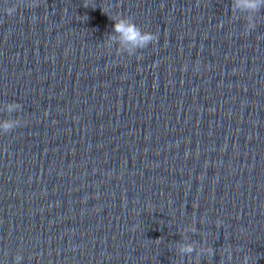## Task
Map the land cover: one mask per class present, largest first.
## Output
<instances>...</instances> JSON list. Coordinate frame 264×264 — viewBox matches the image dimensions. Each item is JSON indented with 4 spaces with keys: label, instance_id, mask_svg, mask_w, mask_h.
Segmentation results:
<instances>
[{
    "label": "water",
    "instance_id": "obj_1",
    "mask_svg": "<svg viewBox=\"0 0 264 264\" xmlns=\"http://www.w3.org/2000/svg\"><path fill=\"white\" fill-rule=\"evenodd\" d=\"M86 2L0 0V264H264V8Z\"/></svg>",
    "mask_w": 264,
    "mask_h": 264
},
{
    "label": "clouds",
    "instance_id": "obj_2",
    "mask_svg": "<svg viewBox=\"0 0 264 264\" xmlns=\"http://www.w3.org/2000/svg\"><path fill=\"white\" fill-rule=\"evenodd\" d=\"M234 7L247 12V13H259L262 8H264V0H233ZM36 5L32 4L29 5V7H35ZM85 7H89V4H87L86 0L84 3ZM5 12L8 16H12L16 12L15 6L7 7L5 9ZM112 19L111 17H109ZM114 27L113 32L118 34L119 42L124 45H128L132 54H135V51L138 49H144L146 48L150 43H153L156 41L157 37L148 32H142V30L133 22L129 21L125 18H121L119 21H113ZM255 24L251 20L248 22V29H254ZM14 106L9 105L7 108L8 112L13 111ZM15 127V122L5 120L2 123H0V129H3L4 132H10ZM181 251L184 254H190L195 249H193L190 245L184 246ZM208 256H211L213 254L212 251H209L207 253H204ZM249 259V257H247Z\"/></svg>",
    "mask_w": 264,
    "mask_h": 264
}]
</instances>
